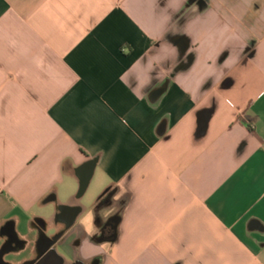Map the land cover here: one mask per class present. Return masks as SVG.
<instances>
[{
	"label": "crops",
	"instance_id": "0c3cea01",
	"mask_svg": "<svg viewBox=\"0 0 264 264\" xmlns=\"http://www.w3.org/2000/svg\"><path fill=\"white\" fill-rule=\"evenodd\" d=\"M0 264H264V0H0Z\"/></svg>",
	"mask_w": 264,
	"mask_h": 264
},
{
	"label": "flooded vegetation",
	"instance_id": "af4514ba",
	"mask_svg": "<svg viewBox=\"0 0 264 264\" xmlns=\"http://www.w3.org/2000/svg\"><path fill=\"white\" fill-rule=\"evenodd\" d=\"M117 222V218H113L108 222V225L106 226L105 232L109 233L112 235L114 229H115V224Z\"/></svg>",
	"mask_w": 264,
	"mask_h": 264
}]
</instances>
